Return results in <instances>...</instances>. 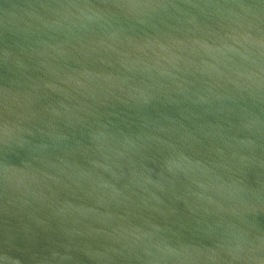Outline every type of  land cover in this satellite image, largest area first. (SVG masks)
<instances>
[{
  "label": "water",
  "instance_id": "water-1",
  "mask_svg": "<svg viewBox=\"0 0 264 264\" xmlns=\"http://www.w3.org/2000/svg\"><path fill=\"white\" fill-rule=\"evenodd\" d=\"M0 264H264V0H0Z\"/></svg>",
  "mask_w": 264,
  "mask_h": 264
}]
</instances>
